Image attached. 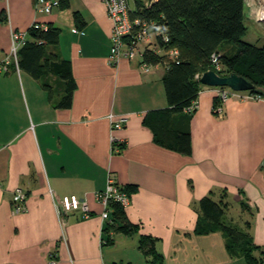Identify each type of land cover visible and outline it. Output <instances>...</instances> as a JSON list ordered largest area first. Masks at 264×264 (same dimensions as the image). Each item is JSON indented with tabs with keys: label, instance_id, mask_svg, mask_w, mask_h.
<instances>
[{
	"label": "crops",
	"instance_id": "0c3cea01",
	"mask_svg": "<svg viewBox=\"0 0 264 264\" xmlns=\"http://www.w3.org/2000/svg\"><path fill=\"white\" fill-rule=\"evenodd\" d=\"M68 2L38 14L36 0H0V61L13 30L45 20L60 32L45 44L41 63L69 62L76 81L72 104L63 106L67 80L56 72L35 76L13 66L0 74V264H48L49 256L58 264H146L143 234L156 237L163 264H250L222 230L195 227L203 196L230 194L248 213L242 229L264 250V97L232 96L219 110L214 88L203 87L193 112L168 114L159 64L146 71L140 53L109 62L113 21L105 2ZM120 117L123 126L113 128ZM166 121L191 133L190 154L155 139ZM112 133L121 139L119 151ZM110 176L137 186L126 212L139 227L112 232L113 242L105 243L99 193ZM18 187L27 209L13 214ZM66 194L88 202L89 215L82 207L64 210ZM231 207L229 201L227 221Z\"/></svg>",
	"mask_w": 264,
	"mask_h": 264
},
{
	"label": "trees",
	"instance_id": "16d2710c",
	"mask_svg": "<svg viewBox=\"0 0 264 264\" xmlns=\"http://www.w3.org/2000/svg\"><path fill=\"white\" fill-rule=\"evenodd\" d=\"M136 0L132 16H138L150 24L154 30V48L147 47L140 55L145 62L159 64L162 79L169 102L166 113L186 110L197 102L199 92L203 87H213L201 83L196 78L198 72L214 68L211 55L216 52L217 61L222 69L221 75L236 72L252 81L253 88L242 91L264 97V44L258 45L244 38L247 32V21L244 18L245 0ZM68 0H60V6H68ZM47 31L30 29L32 38L20 50L19 66L26 68L35 76L46 70L56 72L67 80L66 93L60 105L70 106L73 100L76 81L67 61L41 63L44 46L57 42L59 28L49 22ZM36 39H42L39 43ZM229 41L235 45L222 50L220 45ZM171 50H177L172 55ZM52 67V68H50ZM214 88V87H213ZM218 106L220 100L216 96ZM217 112V111H215ZM155 139L171 149L184 154L192 152V135L189 131L175 130L169 126V121L162 129L155 131ZM122 147V146H121ZM128 195L137 189L134 184L119 185ZM224 193V194H223ZM222 194L225 196L226 192ZM243 208L247 209L243 201ZM109 217L103 229L105 243H112V232L132 234L139 225L132 222L126 212V206L120 202L109 201ZM229 201L225 198L216 199L205 195L199 200L202 213L195 231L208 233L222 230L228 237V246H239L241 253L250 264H264V250L251 240L248 229L238 228L225 219ZM139 248L148 256V261L163 264L162 254L157 250L156 237L143 234L140 237ZM257 254L254 251L258 250ZM238 252H232L236 254Z\"/></svg>",
	"mask_w": 264,
	"mask_h": 264
},
{
	"label": "built area",
	"instance_id": "2783aa9c",
	"mask_svg": "<svg viewBox=\"0 0 264 264\" xmlns=\"http://www.w3.org/2000/svg\"><path fill=\"white\" fill-rule=\"evenodd\" d=\"M106 4L108 14L113 21L112 36L110 41V56L109 62L112 65H117L122 57H131L136 53L143 52L147 47L154 48V30H151L150 24L142 20L138 16H132L134 12V6L131 5L130 0H103ZM149 0H144V5H149ZM60 5V0H36L35 12L50 14L55 6ZM50 27L48 21L34 20L27 30H13L11 33V50L6 58L0 61V74L8 73L12 67L19 69V61L21 58V48L29 42L30 29L47 31ZM39 43L42 39H36ZM172 55L177 54V50H171ZM219 55L213 52L211 55L214 69L217 73L222 69L221 64L217 61ZM150 64L146 62L145 70H150ZM203 72H198L196 78L201 77ZM220 74V73H219ZM216 96L220 100V103H224L232 96L245 97L246 94L242 91H234L230 87H214ZM197 107L196 103L188 107V111H194ZM222 105H219L217 109L221 110ZM113 119V118H112ZM126 121L125 117L117 118L113 121V128H121ZM112 147L114 151L121 149V139H118L113 133L111 134ZM115 179L110 176L106 187L100 191L99 200L103 205L102 217L107 219L109 217V201H117L124 206L129 203V195L126 191L120 189ZM27 193L22 187L16 188L13 198L12 213L18 214L27 209L26 205ZM62 207L66 211H71L82 207L84 215L88 216L90 209L89 204L86 201H80L76 194H66L62 198ZM59 211V208H58ZM48 264H58L53 256H49ZM146 264H159L152 261H147Z\"/></svg>",
	"mask_w": 264,
	"mask_h": 264
},
{
	"label": "rangeland",
	"instance_id": "374dc122",
	"mask_svg": "<svg viewBox=\"0 0 264 264\" xmlns=\"http://www.w3.org/2000/svg\"><path fill=\"white\" fill-rule=\"evenodd\" d=\"M255 1L258 2L257 6L255 7V10L253 9L254 0H251V4H249V0L244 1L245 17L247 18L246 21L248 26L244 38L251 42L257 43L258 45H263L264 44V3L261 4L260 3L261 0H255ZM135 2L136 0H130L132 6H134ZM249 15H252V17H248ZM252 18L255 19V22L252 21ZM227 44L232 45L231 51L235 50V45H233V43L229 41L222 42L220 45L221 49L225 50ZM226 199H228L230 201V205H232L229 212L227 213L228 220L232 225L238 228H242L244 221L248 219V213L245 210L243 211L241 209L239 202L235 200L234 196H231L229 194ZM257 253L258 252L254 251V254Z\"/></svg>",
	"mask_w": 264,
	"mask_h": 264
},
{
	"label": "water",
	"instance_id": "95a60500",
	"mask_svg": "<svg viewBox=\"0 0 264 264\" xmlns=\"http://www.w3.org/2000/svg\"><path fill=\"white\" fill-rule=\"evenodd\" d=\"M201 83L213 87H230L234 91H246L253 88V83L245 76L236 72L221 75L214 69L205 70L201 77Z\"/></svg>",
	"mask_w": 264,
	"mask_h": 264
},
{
	"label": "bare ground",
	"instance_id": "6f19581e",
	"mask_svg": "<svg viewBox=\"0 0 264 264\" xmlns=\"http://www.w3.org/2000/svg\"><path fill=\"white\" fill-rule=\"evenodd\" d=\"M260 2H261V4H263L264 3V0H261Z\"/></svg>",
	"mask_w": 264,
	"mask_h": 264
}]
</instances>
